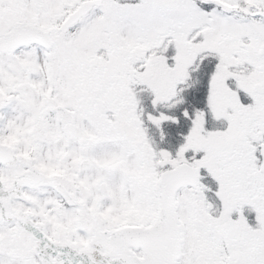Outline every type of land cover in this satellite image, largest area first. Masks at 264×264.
I'll list each match as a JSON object with an SVG mask.
<instances>
[{
  "label": "snow or ice",
  "instance_id": "6c2138e0",
  "mask_svg": "<svg viewBox=\"0 0 264 264\" xmlns=\"http://www.w3.org/2000/svg\"><path fill=\"white\" fill-rule=\"evenodd\" d=\"M0 264H264V0H0Z\"/></svg>",
  "mask_w": 264,
  "mask_h": 264
},
{
  "label": "flooded vegetation",
  "instance_id": "af4514ba",
  "mask_svg": "<svg viewBox=\"0 0 264 264\" xmlns=\"http://www.w3.org/2000/svg\"><path fill=\"white\" fill-rule=\"evenodd\" d=\"M27 132H30V130H26V134ZM21 132H18L16 134V136H13L10 143H15L17 140V135H20ZM27 154V153H26ZM41 171L46 173L49 176H63L64 172L63 170L60 168L59 164H49L46 166H41Z\"/></svg>",
  "mask_w": 264,
  "mask_h": 264
},
{
  "label": "rangeland",
  "instance_id": "374dc122",
  "mask_svg": "<svg viewBox=\"0 0 264 264\" xmlns=\"http://www.w3.org/2000/svg\"><path fill=\"white\" fill-rule=\"evenodd\" d=\"M131 2H135V0H131ZM41 27H44L43 25L41 26ZM21 133H20V135H17V136H19V137H24V136H26V130H22V131H20ZM49 165V164H48ZM43 166H46V165H43Z\"/></svg>",
  "mask_w": 264,
  "mask_h": 264
}]
</instances>
